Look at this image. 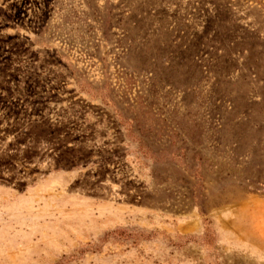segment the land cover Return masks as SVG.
Masks as SVG:
<instances>
[{
    "label": "rangeland",
    "instance_id": "1",
    "mask_svg": "<svg viewBox=\"0 0 264 264\" xmlns=\"http://www.w3.org/2000/svg\"><path fill=\"white\" fill-rule=\"evenodd\" d=\"M0 264H264V0H0Z\"/></svg>",
    "mask_w": 264,
    "mask_h": 264
}]
</instances>
